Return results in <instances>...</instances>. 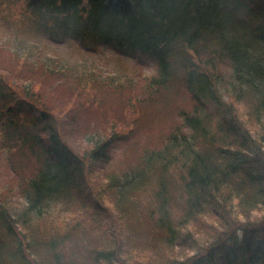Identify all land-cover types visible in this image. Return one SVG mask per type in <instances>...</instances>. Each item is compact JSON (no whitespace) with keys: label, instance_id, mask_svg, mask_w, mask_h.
I'll use <instances>...</instances> for the list:
<instances>
[{"label":"trees","instance_id":"1","mask_svg":"<svg viewBox=\"0 0 264 264\" xmlns=\"http://www.w3.org/2000/svg\"><path fill=\"white\" fill-rule=\"evenodd\" d=\"M20 1L39 31L54 37L71 35L83 44H107L119 52L150 57L156 63V73L143 79L135 75L120 80L95 69L80 70L62 59L42 58L38 64L25 60L26 66L17 65L19 57L10 53L0 62V105L5 109L0 115L2 126L11 133L22 131V145L39 163L36 176L22 189L23 204H0V234L8 242L19 240L18 235L21 241L26 240L34 264H182L176 261L173 250L190 242L186 240L195 233L190 229L192 220L202 217L201 222L220 221L224 218L221 212L231 216L237 207L264 209V0ZM10 50L8 44H0L1 52ZM253 50L259 52L250 53ZM188 52L194 53L196 60H191ZM226 59L239 62L234 90L242 88L237 92L232 88L228 101L216 93L224 74L218 64ZM8 70L27 72L30 77L27 81L5 77ZM174 82L185 89L191 103L179 114V121L168 127L161 147L143 148L129 169L104 173L100 186L93 191L100 202L95 200L96 209L101 205L114 224L112 232L88 240L93 243L89 250L67 233L58 237L49 234V221L44 216L51 199L71 201L70 190L83 187L87 173L97 170L96 161L110 162V152L122 138L123 126L130 122L121 117L120 108L129 105L139 86L145 94L143 101L148 103ZM88 85L110 91L115 98L109 100L110 106L96 112L105 125L83 136L88 151L81 155L68 148L57 125L77 121L72 116L78 119L83 115V107L89 102L95 105L97 96L82 98ZM47 91L60 93L58 112L53 103L46 106L41 101L46 100L43 94ZM116 99L118 103L113 106ZM30 100L40 109L31 106ZM8 102L16 108L8 107ZM237 104L246 120L239 118L242 114ZM26 107L32 108V115L21 120ZM61 111L63 116L72 112L71 118L63 122V116L57 117ZM242 122H252V126ZM24 124L28 130H22ZM246 236L240 255L227 258L224 264H264V250L258 254L252 247L249 253L250 239ZM58 242L67 249L54 255ZM6 252L8 247L0 242V264H12ZM123 254L136 259L127 261Z\"/></svg>","mask_w":264,"mask_h":264},{"label":"rangeland","instance_id":"2","mask_svg":"<svg viewBox=\"0 0 264 264\" xmlns=\"http://www.w3.org/2000/svg\"><path fill=\"white\" fill-rule=\"evenodd\" d=\"M229 38H232L231 35H229ZM1 43L8 44L12 50L7 53L0 51V62L6 59L10 53L11 56L16 54L17 57H19L17 58V65L23 64L26 66V64L23 63L25 60L30 64H38L42 58L46 61L47 59H62L65 62L80 68V70L95 69L102 74L118 76L120 77V80L124 79V77H134L135 75H141L139 79H143L144 76L155 75L156 73L154 61L145 56H129L127 54H122L105 44H97L93 46L83 44L73 37L63 36L54 38L45 32L39 31L36 28L35 21H33V18L29 15L28 10L20 0H0V44ZM257 51L259 52V50H253L250 53H256ZM188 55L191 60H196L195 55H192L190 52H188ZM226 60L227 61L218 64L219 69L224 72L222 77H235L234 66H237L239 62L235 59H232L233 61L231 59ZM179 74L181 75L180 71ZM0 75L2 74L0 73ZM4 75L5 77H18L19 81H27L30 77L27 72H12L10 70L6 71ZM34 79L35 78L33 77V80ZM231 82H236V79L233 78ZM219 83L224 87H227L225 80L221 77ZM219 83L217 84L219 85ZM178 84L179 82H174L170 88H168V86L164 87L159 95L155 97L153 102L148 103L143 101L145 99V94L143 93L141 86H139L136 96L129 105L120 108L122 110L121 117L130 122H128L125 127L123 126L122 138L112 148L110 152L111 159L110 162L107 163L108 165L96 161L98 167L94 168H97V170L87 173L85 177L86 183L82 187V192H79L82 197H85L89 190H93V188L100 186V181H102L104 173L110 172L111 170H119L122 167H127L129 169L135 165L136 162L132 164V159L137 156L143 148H149L151 146L161 147L168 127L179 121V114L190 107L191 102L188 94H186L185 89L177 86ZM228 85L230 87L232 86L230 83H228ZM48 87H51V85H48ZM83 91L86 92V94L82 95L83 99L93 97L94 95L97 96L95 105H91L90 102L87 103L88 106L83 107L85 110L84 114L79 116L78 119L72 116V112L69 113L68 116H63L64 113L61 111L60 114H57V117L60 119L63 116V122L66 121L67 118L70 119L71 116L72 120L77 121H73L69 125V121H66L64 124L60 123L57 126L59 131L64 135L67 141V143H64L68 145V148L78 154L86 155L88 148L87 144H85V140H82V138L84 135L90 134V130L93 131L96 126L101 124L105 125V122L96 115V112H98L102 106H110L109 100L115 98V95L104 89L97 90L96 88H93L92 85L85 86ZM218 91L221 93L220 98L223 99L222 91L217 90L216 93ZM235 91L237 92V89H235ZM59 94L60 93H51L49 91L44 92L43 97L47 101L43 98L41 101L45 102L46 106L53 103L56 105L58 112L57 104L60 101L58 98ZM117 103L118 100H114L113 106ZM30 104L31 106L33 105L35 109H40V106L35 102H32V100H30ZM8 105L13 104L8 102ZM16 106L17 105H13V109H15ZM90 109L93 110L92 116L89 115V111H91ZM238 109L242 114L239 118L246 120L247 117L244 114L243 108L238 106ZM30 110H32V108H30ZM30 110L26 107L25 114L21 113L20 119H29L32 115ZM1 111L3 110L0 105V112ZM104 112H107L110 117H114L112 112L108 110H105ZM58 122L59 120L55 121L56 124ZM2 123L3 122L0 120V204L17 201L22 193V189L25 187L26 181L29 177H32L35 174L39 165L38 160L32 155V158L29 160L18 158V171H13L10 168L13 163L8 166L9 163H11V161H9L11 154L7 150L8 145L5 144L7 142L5 140L2 141L5 138L4 131H7L4 130ZM238 124H240L239 120ZM243 125L251 127L252 122H249V124L243 123ZM97 129L100 130V128ZM23 130H26V125L23 127ZM185 132L188 133L186 128ZM79 135H81V137H79ZM13 151H15V149H13ZM13 151L11 150V153H13ZM141 195L142 197L145 196L143 193ZM108 199V197L105 198L106 203L109 206ZM20 201L21 200H18V202ZM83 203V198H78L77 200L73 199L71 201L68 200V198L51 199L49 203L50 207L45 210L48 214L44 217L49 221V225H47L49 234H54L58 237L67 233L71 240H78L83 243L86 250H89V246L93 243H89L88 240H93L95 237L102 236L103 232L111 231L114 228V225H109L105 220V213L99 217L94 216L88 211L87 206ZM231 205L232 207H236L233 204ZM234 210L235 211L231 212L232 215L230 219L228 221H223L224 225H222L219 220L215 219V222L213 219H208L204 223L201 222L202 217H197L198 222L196 225H199L196 227L197 234L195 235V243L200 247L199 251L202 252L204 248L215 239L214 235H212L213 233L217 234L218 232H222L221 229L227 228L230 232H235V236L233 237L235 240L233 239L232 242L238 243L242 237L247 235L245 239H250L248 247L249 253L253 251L252 247L256 249L258 254L262 253L264 250V209L255 206L253 208L249 207L248 209L237 207ZM112 215H114V213H112ZM36 218V216L32 217V219ZM260 219L263 220L259 221ZM252 220L256 221L249 225H245V221ZM37 222L39 223V219ZM30 226H32L31 223ZM34 227L33 224L32 228ZM237 235H239V237ZM18 238L20 241L14 243L19 245L23 250L32 253L31 247L26 243V240L21 241L19 235ZM224 239L225 240L221 244L215 245L216 249H218L216 252H221L227 247L228 238L225 237ZM104 240H107L105 244H108V238L104 237ZM205 240H208V242L204 243ZM102 242L103 241H100L99 243L102 244ZM258 245L260 246V250L258 249ZM10 246L13 247V244ZM63 249H67V246L64 247V244H62V250ZM11 251H14V249L12 248ZM74 252L72 251L73 254ZM193 252H196L195 248L185 250L184 254L185 256H188ZM10 254L11 253L6 252L8 257ZM75 254L77 253L75 252ZM123 255L126 256L125 254ZM125 258L127 261L130 258L134 261L136 259L129 256V254ZM18 260L22 261L20 256ZM18 260H16L14 255L12 263L18 264ZM152 260L154 261L155 259Z\"/></svg>","mask_w":264,"mask_h":264},{"label":"bare ground","instance_id":"3","mask_svg":"<svg viewBox=\"0 0 264 264\" xmlns=\"http://www.w3.org/2000/svg\"><path fill=\"white\" fill-rule=\"evenodd\" d=\"M53 249H54L55 252H53L52 254H54V255L62 254V252H61L62 251V243H59V242L55 243V246H54ZM54 255H51V257L54 256ZM26 262L28 264H34L28 256H27Z\"/></svg>","mask_w":264,"mask_h":264}]
</instances>
